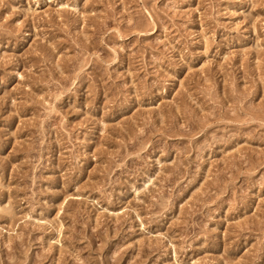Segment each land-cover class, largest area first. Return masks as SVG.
<instances>
[{"label": "rangeland", "instance_id": "1", "mask_svg": "<svg viewBox=\"0 0 264 264\" xmlns=\"http://www.w3.org/2000/svg\"><path fill=\"white\" fill-rule=\"evenodd\" d=\"M0 264H264V0H0Z\"/></svg>", "mask_w": 264, "mask_h": 264}]
</instances>
